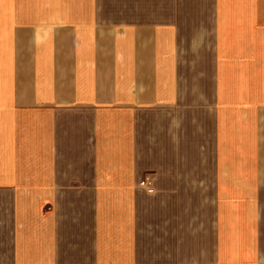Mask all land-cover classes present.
<instances>
[{
	"label": "crops",
	"instance_id": "crops-1",
	"mask_svg": "<svg viewBox=\"0 0 264 264\" xmlns=\"http://www.w3.org/2000/svg\"><path fill=\"white\" fill-rule=\"evenodd\" d=\"M0 264H264V0H0Z\"/></svg>",
	"mask_w": 264,
	"mask_h": 264
},
{
	"label": "built area",
	"instance_id": "built-area-1",
	"mask_svg": "<svg viewBox=\"0 0 264 264\" xmlns=\"http://www.w3.org/2000/svg\"><path fill=\"white\" fill-rule=\"evenodd\" d=\"M141 186L148 188L149 191H151V186H152L151 180L149 178L145 179L144 181L141 182Z\"/></svg>",
	"mask_w": 264,
	"mask_h": 264
},
{
	"label": "rangeland",
	"instance_id": "rangeland-1",
	"mask_svg": "<svg viewBox=\"0 0 264 264\" xmlns=\"http://www.w3.org/2000/svg\"><path fill=\"white\" fill-rule=\"evenodd\" d=\"M147 190H149L148 188H146ZM151 192V191H150Z\"/></svg>",
	"mask_w": 264,
	"mask_h": 264
}]
</instances>
